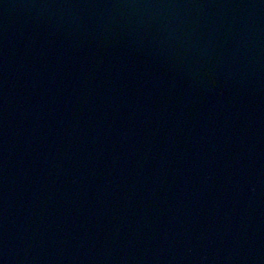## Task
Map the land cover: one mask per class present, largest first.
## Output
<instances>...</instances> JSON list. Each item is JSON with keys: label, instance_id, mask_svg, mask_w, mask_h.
I'll return each mask as SVG.
<instances>
[{"label": "water", "instance_id": "water-1", "mask_svg": "<svg viewBox=\"0 0 264 264\" xmlns=\"http://www.w3.org/2000/svg\"><path fill=\"white\" fill-rule=\"evenodd\" d=\"M0 264H264V0H0Z\"/></svg>", "mask_w": 264, "mask_h": 264}]
</instances>
